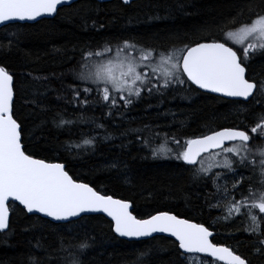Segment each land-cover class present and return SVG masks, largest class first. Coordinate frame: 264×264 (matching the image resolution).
Masks as SVG:
<instances>
[{
  "label": "trees",
  "instance_id": "1",
  "mask_svg": "<svg viewBox=\"0 0 264 264\" xmlns=\"http://www.w3.org/2000/svg\"><path fill=\"white\" fill-rule=\"evenodd\" d=\"M260 4L261 0H140L130 5L119 0L79 1L53 19L1 28L0 66L14 76V112L24 128L26 148L37 158L65 163L74 178L98 191L132 201L138 218L170 211L207 226L214 232V243L232 248L249 264H264V252L250 254L259 247V240L237 237L231 223L223 226L219 210L227 201L217 200L211 184L195 179L180 162L145 158L149 153L140 144L141 137L152 139L154 132L188 139L210 128L252 126L257 115L264 113V96L256 94L255 100L235 103L192 86L163 95L142 94L127 109L113 110L108 116V109L94 102L95 94L84 106L73 100L72 93V88L81 87L73 78L80 68L81 50L125 40L145 47H181L201 36L223 42L218 26L240 11L244 15L239 19L247 22V9L260 11ZM258 55L248 66V76L264 75V56ZM61 116L76 123L58 128L54 121ZM93 136L94 150H64L66 142L81 143ZM217 202L220 207H212ZM20 208L13 206L11 230L0 233V264H32L34 260L72 264L76 259L84 264H200L202 258L204 264H216L198 256L185 259L173 241L163 237L141 242L113 239L102 216L57 227L62 224L46 223L49 220L25 215ZM90 236L95 238L88 241L92 247L81 251L77 246Z\"/></svg>",
  "mask_w": 264,
  "mask_h": 264
},
{
  "label": "snow or ice",
  "instance_id": "2",
  "mask_svg": "<svg viewBox=\"0 0 264 264\" xmlns=\"http://www.w3.org/2000/svg\"><path fill=\"white\" fill-rule=\"evenodd\" d=\"M72 2L0 0V25L55 17ZM131 2L122 0L124 5ZM247 12V22L239 19L244 15L240 11L218 26L223 42L201 36L199 40L205 42L197 40L181 47L174 44L145 47L125 40L117 45L105 42L95 49L81 50L80 68L73 72L74 81L81 87L72 88L73 100L88 106L89 97L95 94L94 102L106 107L107 115L112 116L113 110L127 109L142 94L163 95L168 90H187L192 86L224 98H238L235 103L249 102V97L255 100L257 91L264 96V80L258 85L254 75H247L249 62L257 54L264 56V0L260 11L249 7ZM15 96L14 76L0 66V233L11 230L13 206H22L20 211L25 215L38 214L37 219L50 218L46 221L49 224L52 221L74 224L90 214H103L109 218L113 239L167 234L174 238L178 253L185 259L203 254L214 258L216 264H249L232 248L213 243V233L203 224L165 210L138 218L132 201L114 198L74 178L65 163L37 158L26 148L24 128L14 112ZM54 123L64 128L76 121L61 116ZM97 127L102 129L104 125ZM140 144L149 153L145 158L180 162L195 179L211 184L217 200L227 201L223 218L246 220L245 231L260 237L257 253L264 252V113L257 115L252 126L210 128L188 139L154 132L152 139L141 137ZM95 145L93 136L82 139L81 143L66 142L63 147L73 152L94 150ZM212 207L219 208L220 203ZM94 239L90 236L77 247L86 251L92 247L88 241ZM36 247H41L39 242ZM32 264L39 262L34 260ZM72 264H84V261L76 259ZM200 264H204L203 258Z\"/></svg>",
  "mask_w": 264,
  "mask_h": 264
},
{
  "label": "water",
  "instance_id": "3",
  "mask_svg": "<svg viewBox=\"0 0 264 264\" xmlns=\"http://www.w3.org/2000/svg\"><path fill=\"white\" fill-rule=\"evenodd\" d=\"M79 1H95V2H98V3H109V2H113V1H115V0H73V2H72V4H75V3H77V2H79ZM119 1H121L122 2V0H119ZM137 1H140V0H132V2L130 3V4H132L133 2H137ZM71 4V5H72ZM129 4V5H130ZM65 7H67V6H65ZM64 8V7H63ZM54 17H45V18H40L39 19V21H41V20H44V19H53ZM35 23H37V22H35V21H28V22H19V21H17V22H10L8 25H12V24H35ZM7 25V26H8ZM3 27H5V25H0V29L1 28H3ZM194 88H195V86H193ZM197 90H199V91H201V92H203V93H206V94H210V95H213V96H217V97H220V98H223V99H225V100H235V99H238V98H224V97H221L219 94H214V93H207V92H205V91H203V90H200V89H197ZM254 94H255V92H254ZM253 97H249V101L252 99ZM115 198V197H114ZM117 199H120V198H117ZM21 208H22V206H20ZM29 215H32V214H29ZM38 214H36V215H34V216H37ZM135 215V214H134ZM89 216H102V217H104L103 216V214H90ZM104 218H106V217H104ZM43 219H47V220H50V218H43ZM107 220L109 219V218H106ZM182 219H184V218H182ZM10 221H11V219H10ZM190 222H193V221H190ZM52 223H54V224H67V222H55V221H52ZM193 223H196V222H193ZM199 224V223H198ZM205 226V225H204ZM207 227V226H206ZM210 230V229H209ZM211 231V230H210ZM212 233H213V236L211 237V239H212V241H213V237H214V232L213 231H211ZM154 237L156 238V237H163V238H167V239H169V240H172V241H174V238L173 237H170V236H168L167 234H154ZM119 239H121V240H125V241H128V242H141V241H146V240H150V239H153V237H146V238H140V239H135V238H133V239H128V238H119ZM214 243V242H213ZM220 246H222V245H220ZM182 251V250H181ZM187 255V254H186ZM196 256H198V257H204V258H208V259H210V260H212V261H215L214 260V258H211V257H205V256H203V254H197Z\"/></svg>",
  "mask_w": 264,
  "mask_h": 264
},
{
  "label": "flooded vegetation",
  "instance_id": "4",
  "mask_svg": "<svg viewBox=\"0 0 264 264\" xmlns=\"http://www.w3.org/2000/svg\"><path fill=\"white\" fill-rule=\"evenodd\" d=\"M259 55L257 54L250 62L249 64H252L253 66V62L256 61L259 57ZM252 68V67H251ZM248 75V73H247ZM261 80H264V75H261V74H258L255 76V81L256 83L259 85L260 81ZM258 94V91L255 92L254 96ZM253 99V98H252ZM231 101H234V100H231ZM263 109H264V105H263ZM251 174V173H249ZM259 176V169L256 170V177L258 178ZM230 183V182H229ZM239 198V197H238ZM226 202H223L222 203V208L219 210V217H220V221H222L223 223V226H226V224H229L231 223L232 225H234L235 228L232 229V231H237L236 234L234 235H237V237L239 238H244V239H252V240H259L260 237L258 236H250L246 231H245V227L247 226V221L244 220L243 218L241 217H236L235 219H230V220H225L223 217L225 216L226 214ZM251 255H258L259 253H257L256 250H253L251 253ZM214 263H216L215 261H213Z\"/></svg>",
  "mask_w": 264,
  "mask_h": 264
},
{
  "label": "bare ground",
  "instance_id": "5",
  "mask_svg": "<svg viewBox=\"0 0 264 264\" xmlns=\"http://www.w3.org/2000/svg\"><path fill=\"white\" fill-rule=\"evenodd\" d=\"M256 82V81H255ZM193 94V93H192ZM210 95V94H209Z\"/></svg>",
  "mask_w": 264,
  "mask_h": 264
},
{
  "label": "rangeland",
  "instance_id": "6",
  "mask_svg": "<svg viewBox=\"0 0 264 264\" xmlns=\"http://www.w3.org/2000/svg\"><path fill=\"white\" fill-rule=\"evenodd\" d=\"M143 97V96H142Z\"/></svg>",
  "mask_w": 264,
  "mask_h": 264
}]
</instances>
